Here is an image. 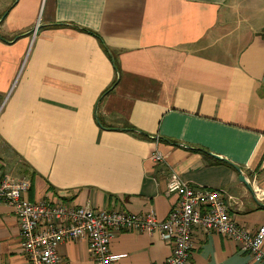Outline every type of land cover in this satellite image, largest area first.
I'll use <instances>...</instances> for the list:
<instances>
[{
    "label": "crops",
    "instance_id": "1",
    "mask_svg": "<svg viewBox=\"0 0 264 264\" xmlns=\"http://www.w3.org/2000/svg\"><path fill=\"white\" fill-rule=\"evenodd\" d=\"M0 165L31 180L33 202L160 218L178 201L175 170L226 190L257 231L264 206L240 175L264 203V0H0ZM193 242L189 264H258L224 234L197 229ZM172 247L122 231L113 264H160ZM58 253L94 264L85 237ZM26 263L0 200V264Z\"/></svg>",
    "mask_w": 264,
    "mask_h": 264
},
{
    "label": "built area",
    "instance_id": "2",
    "mask_svg": "<svg viewBox=\"0 0 264 264\" xmlns=\"http://www.w3.org/2000/svg\"><path fill=\"white\" fill-rule=\"evenodd\" d=\"M153 158L166 161L161 151ZM30 188L28 177L4 175L0 165V200L13 208L19 221L26 264H66L58 253L60 244L80 237L88 239L94 264H113L117 256L111 253V243L122 231L158 233L173 244L171 255L160 264H189L197 229L230 237L241 251L264 264V225L255 232L240 226L231 213L239 205L236 198L223 189L194 185L175 170L167 189L178 195V201L166 218L154 210L141 214L52 199L33 202L26 197Z\"/></svg>",
    "mask_w": 264,
    "mask_h": 264
},
{
    "label": "water",
    "instance_id": "3",
    "mask_svg": "<svg viewBox=\"0 0 264 264\" xmlns=\"http://www.w3.org/2000/svg\"><path fill=\"white\" fill-rule=\"evenodd\" d=\"M216 158H218V159H220V160H225L224 158H221V157H219V156H215ZM226 161V160H225ZM236 168L240 171V169L236 166ZM240 180L242 181V182H244L248 187H249V189L251 190V192H253V195H254V197H255V199L258 201V204L260 205V206H264V203L263 202H261L258 198H256V196H255V194H254V190H253V187L251 186V184L249 183V181L245 178V176L241 173V175H240Z\"/></svg>",
    "mask_w": 264,
    "mask_h": 264
},
{
    "label": "rangeland",
    "instance_id": "4",
    "mask_svg": "<svg viewBox=\"0 0 264 264\" xmlns=\"http://www.w3.org/2000/svg\"><path fill=\"white\" fill-rule=\"evenodd\" d=\"M236 19L238 20V21H240V22H242V20L241 19H244V15H241V17H240V15L238 16V18L236 17ZM237 25V24H236ZM27 177V176H26ZM31 181V180H30ZM31 186H32V183H31Z\"/></svg>",
    "mask_w": 264,
    "mask_h": 264
}]
</instances>
